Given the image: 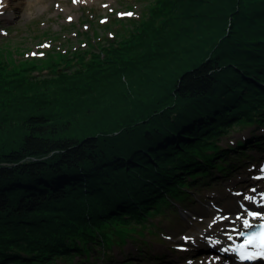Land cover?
Wrapping results in <instances>:
<instances>
[{"label": "trees", "instance_id": "trees-1", "mask_svg": "<svg viewBox=\"0 0 264 264\" xmlns=\"http://www.w3.org/2000/svg\"><path fill=\"white\" fill-rule=\"evenodd\" d=\"M150 12L46 74L0 61V264L109 257L158 233L151 219L192 184L235 167L229 154L262 147L220 141L235 124L264 128V0H158Z\"/></svg>", "mask_w": 264, "mask_h": 264}, {"label": "rangeland", "instance_id": "rangeland-1", "mask_svg": "<svg viewBox=\"0 0 264 264\" xmlns=\"http://www.w3.org/2000/svg\"><path fill=\"white\" fill-rule=\"evenodd\" d=\"M157 2L3 0L0 61L14 70L33 64L35 69L31 73L46 74L57 68L52 63H57L61 53H101L103 45L129 36L142 21L145 23L151 18L150 9ZM252 137L264 138V128L258 130L255 126L235 124L222 135L220 143L236 147L239 140L249 141ZM261 145L260 148H246L245 159L239 153L229 154L228 157L237 164L235 167L224 174L213 169V175L192 184L185 200H178L165 215L151 219L158 233L146 231L142 236L143 232L139 231L136 240L113 246L108 252L109 257L101 251L94 252L90 263L216 264L217 259L224 258L218 264H233L231 249L221 252L220 247L209 244V233L235 223L228 217L245 212L256 200L264 199V189L254 191L260 184L264 186V179L259 180L264 178V142ZM182 237L189 239L185 241ZM72 259L58 260L57 264H78L81 256L75 255Z\"/></svg>", "mask_w": 264, "mask_h": 264}, {"label": "bare ground", "instance_id": "bare-ground-1", "mask_svg": "<svg viewBox=\"0 0 264 264\" xmlns=\"http://www.w3.org/2000/svg\"><path fill=\"white\" fill-rule=\"evenodd\" d=\"M2 8H4L3 0L0 3V9H2ZM261 179H264V178H260L259 180H261ZM261 189H264V186H262L260 184V186L258 188H256L254 191L255 192H260ZM252 203H254V202H252ZM249 212L259 213L260 214V218L252 219V217L248 215ZM241 214H243V218L249 219L250 222L252 223V225H254L257 222L264 221V199L262 201L256 200V203L253 204V207L247 208L245 212H240V213L235 214L233 216H229L228 217L229 220L230 221H235V223L227 225V226H225V227H223L221 229H217V230H214L211 233H209V238L208 239H211L213 241H217L215 243V245L218 248L220 247V250L222 252H224L225 247H227L230 244H232L233 242H235V240H240L239 234L244 229V227H243L242 221L236 220V217H237V215H241ZM230 236H231V239L229 238ZM226 249H228V247ZM259 251H261V250L258 249V252ZM223 260H224V258L217 259L216 264L223 262ZM257 261L258 262H263L264 259H262L261 261H259V260H257ZM250 263L254 264L252 262H250Z\"/></svg>", "mask_w": 264, "mask_h": 264}, {"label": "snow or ice", "instance_id": "snow-or-ice-1", "mask_svg": "<svg viewBox=\"0 0 264 264\" xmlns=\"http://www.w3.org/2000/svg\"><path fill=\"white\" fill-rule=\"evenodd\" d=\"M127 15H132V13H127ZM245 199H249L248 197H245ZM241 208L243 209V205H241ZM249 216L252 217V219H258L260 218L259 213L249 212ZM236 220L242 221L244 229H251L253 227L252 223L249 219L243 218V214L237 215ZM242 235V233H241ZM231 239V236L229 237ZM185 241H187L188 237H182ZM209 244L216 243L217 241H213L209 239ZM241 249H247L249 247L251 248H258L261 251L259 252H253V253H243L241 254V259L246 260H252L255 258H261L264 259V225L261 226V230L259 232H253L251 235L247 236V238L244 240V242L239 246Z\"/></svg>", "mask_w": 264, "mask_h": 264}]
</instances>
